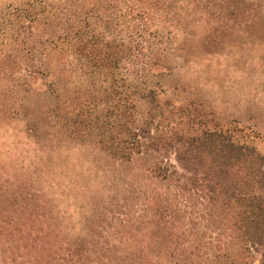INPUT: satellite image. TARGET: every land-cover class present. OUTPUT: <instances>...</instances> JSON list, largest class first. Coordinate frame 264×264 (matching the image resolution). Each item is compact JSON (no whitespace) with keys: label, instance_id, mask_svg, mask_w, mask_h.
I'll return each instance as SVG.
<instances>
[{"label":"trees","instance_id":"16d2710c","mask_svg":"<svg viewBox=\"0 0 264 264\" xmlns=\"http://www.w3.org/2000/svg\"><path fill=\"white\" fill-rule=\"evenodd\" d=\"M236 27L263 0L0 1V264H264V155L163 85Z\"/></svg>","mask_w":264,"mask_h":264},{"label":"rangeland","instance_id":"374dc122","mask_svg":"<svg viewBox=\"0 0 264 264\" xmlns=\"http://www.w3.org/2000/svg\"><path fill=\"white\" fill-rule=\"evenodd\" d=\"M196 31L198 40L204 27ZM233 31L222 52L192 57L176 69L164 81L165 95L173 104H201L223 129L264 155V38L262 31ZM199 48L193 45L194 51Z\"/></svg>","mask_w":264,"mask_h":264}]
</instances>
